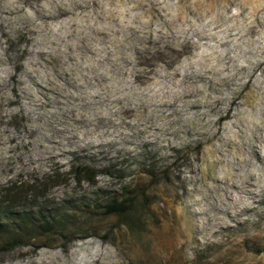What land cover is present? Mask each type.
I'll use <instances>...</instances> for the list:
<instances>
[{
    "label": "rangeland",
    "instance_id": "obj_1",
    "mask_svg": "<svg viewBox=\"0 0 264 264\" xmlns=\"http://www.w3.org/2000/svg\"><path fill=\"white\" fill-rule=\"evenodd\" d=\"M37 206L0 264H264V0H0L2 222Z\"/></svg>",
    "mask_w": 264,
    "mask_h": 264
},
{
    "label": "trees",
    "instance_id": "obj_2",
    "mask_svg": "<svg viewBox=\"0 0 264 264\" xmlns=\"http://www.w3.org/2000/svg\"><path fill=\"white\" fill-rule=\"evenodd\" d=\"M101 174L98 170L88 167H77L68 176L73 179L78 186L83 183L96 185V178ZM59 180L54 183H60ZM49 186L51 182H48ZM48 185L44 184L40 190L36 192L35 199L44 197L48 192ZM137 194H122V196H111L108 201L101 206L99 203L94 204L95 211H99L102 216L123 215L128 208L134 203ZM37 202V200H35ZM33 206V205H32ZM32 206L29 207L32 208ZM37 206V212L26 210L19 214H13L10 208L5 210V219L2 222L0 214V237L5 239L4 244L0 247V253L14 250L18 247H32L31 241L38 236L62 237L61 230L67 225L62 219L66 217L59 210H51L45 206ZM54 213V214H53ZM57 214V215H55Z\"/></svg>",
    "mask_w": 264,
    "mask_h": 264
}]
</instances>
